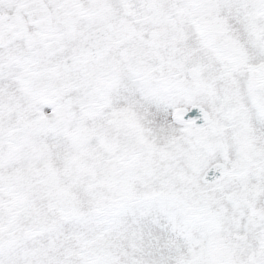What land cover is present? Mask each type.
Wrapping results in <instances>:
<instances>
[{
	"label": "snow or ice",
	"instance_id": "1",
	"mask_svg": "<svg viewBox=\"0 0 264 264\" xmlns=\"http://www.w3.org/2000/svg\"><path fill=\"white\" fill-rule=\"evenodd\" d=\"M0 264H264V0H0Z\"/></svg>",
	"mask_w": 264,
	"mask_h": 264
}]
</instances>
